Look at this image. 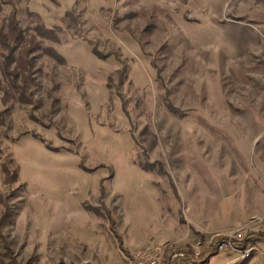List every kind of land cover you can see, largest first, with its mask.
Listing matches in <instances>:
<instances>
[{
	"label": "rangeland",
	"instance_id": "obj_1",
	"mask_svg": "<svg viewBox=\"0 0 264 264\" xmlns=\"http://www.w3.org/2000/svg\"><path fill=\"white\" fill-rule=\"evenodd\" d=\"M11 1L23 29L29 12L55 28L60 59L38 52L34 104L0 125L19 169L9 186L0 168V264L5 247L17 264H125L250 222L241 264H264V0Z\"/></svg>",
	"mask_w": 264,
	"mask_h": 264
},
{
	"label": "trees",
	"instance_id": "obj_2",
	"mask_svg": "<svg viewBox=\"0 0 264 264\" xmlns=\"http://www.w3.org/2000/svg\"><path fill=\"white\" fill-rule=\"evenodd\" d=\"M4 5H10L12 8L7 15L5 24L0 25V104L4 107L0 110L1 126L5 125L4 115L9 111L11 105L32 106L34 104L33 90L37 85L35 74L38 71L36 66L38 52H47L54 58L60 59L54 50L43 47L45 40L58 41L54 33L55 28H47L37 14L29 12L33 24L30 27L31 30H25L18 18V9L12 1L0 0V11ZM93 52L100 56L96 48H93ZM3 157V152L0 149V159ZM0 168L6 185L11 186L19 182V169L13 159H2ZM19 186L24 188L23 183ZM3 203L5 209L0 215V241L2 242L4 240L2 229L6 223L11 222V215H14L6 202L3 201ZM5 251L9 259L8 264H17L12 250L5 247Z\"/></svg>",
	"mask_w": 264,
	"mask_h": 264
},
{
	"label": "built area",
	"instance_id": "obj_3",
	"mask_svg": "<svg viewBox=\"0 0 264 264\" xmlns=\"http://www.w3.org/2000/svg\"><path fill=\"white\" fill-rule=\"evenodd\" d=\"M253 222L236 225L222 234H214L204 241L192 244L191 249H177L167 243L133 254L125 264H210L218 254L231 257L217 264H241L257 248L252 242Z\"/></svg>",
	"mask_w": 264,
	"mask_h": 264
},
{
	"label": "crops",
	"instance_id": "obj_4",
	"mask_svg": "<svg viewBox=\"0 0 264 264\" xmlns=\"http://www.w3.org/2000/svg\"><path fill=\"white\" fill-rule=\"evenodd\" d=\"M236 223H239V221H238V220H236V222H234V224H236Z\"/></svg>",
	"mask_w": 264,
	"mask_h": 264
}]
</instances>
